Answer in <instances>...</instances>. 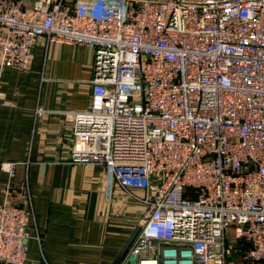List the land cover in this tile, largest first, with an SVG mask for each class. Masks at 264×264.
Masks as SVG:
<instances>
[{
	"label": "built area",
	"instance_id": "1",
	"mask_svg": "<svg viewBox=\"0 0 264 264\" xmlns=\"http://www.w3.org/2000/svg\"><path fill=\"white\" fill-rule=\"evenodd\" d=\"M41 37L94 51L70 158L142 208L138 264H264V0H0L1 67ZM31 217L0 206V264L41 243Z\"/></svg>",
	"mask_w": 264,
	"mask_h": 264
},
{
	"label": "crops",
	"instance_id": "2",
	"mask_svg": "<svg viewBox=\"0 0 264 264\" xmlns=\"http://www.w3.org/2000/svg\"><path fill=\"white\" fill-rule=\"evenodd\" d=\"M93 59L88 46L41 37L27 70L0 66V206L31 212L33 235H41V243L28 240L25 264H113L139 226L142 208L107 183L103 166L70 158L62 113L89 109Z\"/></svg>",
	"mask_w": 264,
	"mask_h": 264
},
{
	"label": "water",
	"instance_id": "3",
	"mask_svg": "<svg viewBox=\"0 0 264 264\" xmlns=\"http://www.w3.org/2000/svg\"><path fill=\"white\" fill-rule=\"evenodd\" d=\"M140 230L141 228L139 226L134 229L128 242L122 248L119 255L114 260L113 264H122L124 260H125V264H137V257L134 254L129 253V252L135 240L137 239L140 233Z\"/></svg>",
	"mask_w": 264,
	"mask_h": 264
},
{
	"label": "bare ground",
	"instance_id": "4",
	"mask_svg": "<svg viewBox=\"0 0 264 264\" xmlns=\"http://www.w3.org/2000/svg\"><path fill=\"white\" fill-rule=\"evenodd\" d=\"M143 264H156V263H154L153 261H152V262H150V261H146V262H144Z\"/></svg>",
	"mask_w": 264,
	"mask_h": 264
},
{
	"label": "rangeland",
	"instance_id": "5",
	"mask_svg": "<svg viewBox=\"0 0 264 264\" xmlns=\"http://www.w3.org/2000/svg\"><path fill=\"white\" fill-rule=\"evenodd\" d=\"M137 264H138V261H137Z\"/></svg>",
	"mask_w": 264,
	"mask_h": 264
}]
</instances>
